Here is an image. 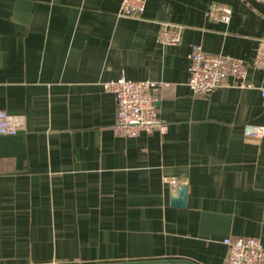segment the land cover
<instances>
[{
  "label": "crops",
  "instance_id": "crops-1",
  "mask_svg": "<svg viewBox=\"0 0 264 264\" xmlns=\"http://www.w3.org/2000/svg\"><path fill=\"white\" fill-rule=\"evenodd\" d=\"M121 3L0 0V111L23 120L0 135V264H226L225 239L264 245V137L244 132L264 126V71L250 66L264 3L147 0L138 19ZM213 3L229 24L208 17ZM162 24L182 27L179 44L159 43ZM194 45L244 61L253 87L230 78L195 97ZM123 75L161 85L166 131L114 134L103 84Z\"/></svg>",
  "mask_w": 264,
  "mask_h": 264
},
{
  "label": "built area",
  "instance_id": "built-area-1",
  "mask_svg": "<svg viewBox=\"0 0 264 264\" xmlns=\"http://www.w3.org/2000/svg\"><path fill=\"white\" fill-rule=\"evenodd\" d=\"M264 3V0H256ZM147 0H122L120 16L125 18H141L146 9ZM233 10L224 3H213L208 17L215 22L229 24ZM182 27L162 24L158 37L160 44L165 46L177 45L181 42ZM252 68L264 71V39L258 43ZM248 65L238 59L224 55L205 52L199 45L192 47L191 73L188 87L195 97H205L218 89L228 86V80H237V86L252 88L246 82ZM104 90L115 96L117 116L113 127L118 137L134 138L145 133L152 135L156 131H166L167 127L161 122L157 101L161 85L155 81H132L125 75L117 80L103 84ZM264 99V87L261 88ZM21 117L11 116L0 111V135H15L22 129ZM247 137L263 138L264 126L247 124L244 128ZM224 244L228 249L226 264H264V245L259 238H227Z\"/></svg>",
  "mask_w": 264,
  "mask_h": 264
},
{
  "label": "water",
  "instance_id": "water-1",
  "mask_svg": "<svg viewBox=\"0 0 264 264\" xmlns=\"http://www.w3.org/2000/svg\"><path fill=\"white\" fill-rule=\"evenodd\" d=\"M187 192L188 187L186 185L180 186L177 188V195L173 196V202L174 204L178 206L185 205L186 199H187ZM171 263H177L179 261H170ZM165 264L167 261H158V262H140V263H123V264ZM187 263V262H186ZM188 264H193L189 263Z\"/></svg>",
  "mask_w": 264,
  "mask_h": 264
}]
</instances>
